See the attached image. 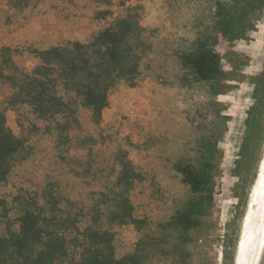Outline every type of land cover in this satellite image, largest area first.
<instances>
[{
  "label": "rangeland",
  "instance_id": "obj_1",
  "mask_svg": "<svg viewBox=\"0 0 264 264\" xmlns=\"http://www.w3.org/2000/svg\"><path fill=\"white\" fill-rule=\"evenodd\" d=\"M216 3L0 0V51L6 48L3 55L20 70L38 63L35 50L89 40L127 6L137 13L145 43L136 83L116 80L97 123L74 97L76 121L60 131L26 103H10L12 89L0 80L5 123L24 141L0 181V236L17 229L24 207H40L70 215L69 222L77 213L81 228H107L115 256L135 253L134 264H236L264 156V7L250 11L253 27L230 41L217 32ZM199 36L214 39L220 55L223 76L214 86L182 65ZM205 160L211 197L196 205L179 168ZM124 161L135 172L128 191L135 221L117 224L107 217ZM73 235L69 226V254L58 264H75Z\"/></svg>",
  "mask_w": 264,
  "mask_h": 264
},
{
  "label": "trees",
  "instance_id": "obj_2",
  "mask_svg": "<svg viewBox=\"0 0 264 264\" xmlns=\"http://www.w3.org/2000/svg\"><path fill=\"white\" fill-rule=\"evenodd\" d=\"M18 3L11 5L16 7L20 5ZM263 7L264 0H217V32L230 41L242 37L253 27L249 12ZM142 32L134 7L127 6L125 15L114 18L87 41L68 40L35 50L38 63L30 71L20 70L14 65L11 58L3 55L6 50L3 48L0 51V80H6L12 89L10 103H26L34 114L60 131L68 129L76 121L74 97L80 98L81 103L90 109L92 120L97 123L116 80L123 79L131 86L136 83L145 47ZM214 41L208 36H199L181 56L182 65L194 79L211 86L223 76ZM8 67L10 70L7 72ZM65 92L73 96L65 97ZM23 144L22 138L6 125L4 113L0 110V181L6 179ZM210 169L207 160L199 166L179 168L191 188L196 205L211 197ZM134 178L131 163L122 162L116 180L121 191L116 194L114 210L108 214L109 222L123 224L135 221L128 198ZM2 203L0 200V205ZM37 209L24 207L17 217V229L9 231L7 236H0V264H58L69 254V226L74 231L78 255L75 264L136 262L135 253L115 256L113 235L107 228L91 225L81 228L77 213L69 222L70 215L59 211L45 214L40 207Z\"/></svg>",
  "mask_w": 264,
  "mask_h": 264
},
{
  "label": "bare ground",
  "instance_id": "obj_3",
  "mask_svg": "<svg viewBox=\"0 0 264 264\" xmlns=\"http://www.w3.org/2000/svg\"><path fill=\"white\" fill-rule=\"evenodd\" d=\"M255 202L258 204L256 211L253 209ZM248 205L234 259L236 264H264V156Z\"/></svg>",
  "mask_w": 264,
  "mask_h": 264
}]
</instances>
